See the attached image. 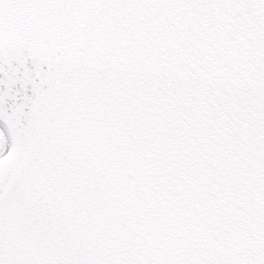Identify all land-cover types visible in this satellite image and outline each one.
Segmentation results:
<instances>
[{
  "label": "snow or ice",
  "instance_id": "1",
  "mask_svg": "<svg viewBox=\"0 0 264 264\" xmlns=\"http://www.w3.org/2000/svg\"><path fill=\"white\" fill-rule=\"evenodd\" d=\"M0 264H264V0H0Z\"/></svg>",
  "mask_w": 264,
  "mask_h": 264
}]
</instances>
